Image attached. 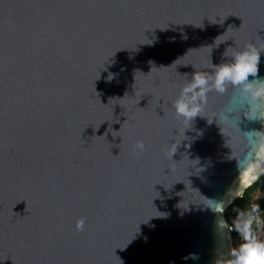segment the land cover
<instances>
[{"label":"water","instance_id":"water-1","mask_svg":"<svg viewBox=\"0 0 264 264\" xmlns=\"http://www.w3.org/2000/svg\"><path fill=\"white\" fill-rule=\"evenodd\" d=\"M249 43L264 0H0V264H224L264 97L174 103Z\"/></svg>","mask_w":264,"mask_h":264},{"label":"clouds","instance_id":"clouds-1","mask_svg":"<svg viewBox=\"0 0 264 264\" xmlns=\"http://www.w3.org/2000/svg\"><path fill=\"white\" fill-rule=\"evenodd\" d=\"M260 63V52L255 45L249 43L246 50L235 54L234 62L215 66L214 77H209L203 72L192 74V80L183 88L181 97L175 101L174 107L178 116L186 121L197 117L202 110V103L206 99L209 88V79H212L218 92L225 91V85L243 84L247 92L251 94L253 101L264 97V78H257L249 82L248 77H256ZM137 147L143 151L144 143L138 142ZM259 161V165L255 161ZM247 161V157H245ZM243 164V167H241ZM244 185L253 189L264 175V135L259 141L253 142V161L240 163ZM247 177L248 182H245ZM264 223V214L258 203L251 204V211L244 216L235 217L231 224V231L238 234L240 243L230 249L229 258L224 264H264V235H261L259 225ZM84 228L83 220L77 223V230ZM191 258H198L196 254H189Z\"/></svg>","mask_w":264,"mask_h":264},{"label":"built area","instance_id":"built-area-1","mask_svg":"<svg viewBox=\"0 0 264 264\" xmlns=\"http://www.w3.org/2000/svg\"><path fill=\"white\" fill-rule=\"evenodd\" d=\"M262 190H264V189L261 188L260 190H258L253 195L254 199L251 202L248 201L244 204V208H239V209L229 211V213H230L229 217L230 218L229 219L227 218V219H228L229 229H230V232L232 234L234 246L238 245L240 243V240H239L238 234L234 230L231 231L232 221L235 217L244 216L246 214V212H250L252 203H258L262 209V214H264V193H262ZM240 197H243V194ZM259 228L261 230V235H264V223L260 224Z\"/></svg>","mask_w":264,"mask_h":264},{"label":"trees","instance_id":"trees-1","mask_svg":"<svg viewBox=\"0 0 264 264\" xmlns=\"http://www.w3.org/2000/svg\"><path fill=\"white\" fill-rule=\"evenodd\" d=\"M264 189V175H261L260 180L257 182L256 186L253 189H246L245 192L243 193V197H238L229 207L228 209L230 210H235L239 208H244V204L248 201H252L253 195L260 189ZM262 203V202H261ZM227 209L226 215L227 218L229 219V210Z\"/></svg>","mask_w":264,"mask_h":264},{"label":"bare ground","instance_id":"bare-ground-1","mask_svg":"<svg viewBox=\"0 0 264 264\" xmlns=\"http://www.w3.org/2000/svg\"><path fill=\"white\" fill-rule=\"evenodd\" d=\"M241 183H244V177L242 176V179H241V181H240V184ZM232 191V193L233 194H235V193H237V191H238V188H233V190H231Z\"/></svg>","mask_w":264,"mask_h":264},{"label":"snow or ice","instance_id":"snow-or-ice-1","mask_svg":"<svg viewBox=\"0 0 264 264\" xmlns=\"http://www.w3.org/2000/svg\"><path fill=\"white\" fill-rule=\"evenodd\" d=\"M245 182H248L247 177H245Z\"/></svg>","mask_w":264,"mask_h":264},{"label":"rangeland","instance_id":"rangeland-1","mask_svg":"<svg viewBox=\"0 0 264 264\" xmlns=\"http://www.w3.org/2000/svg\"><path fill=\"white\" fill-rule=\"evenodd\" d=\"M262 193H264V190H262ZM230 211V209H228ZM234 243V242H233Z\"/></svg>","mask_w":264,"mask_h":264}]
</instances>
